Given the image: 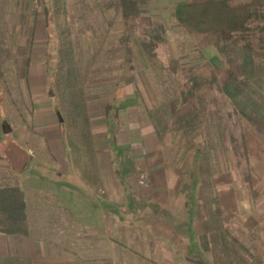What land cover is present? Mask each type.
<instances>
[{"label": "rangeland", "instance_id": "rangeland-1", "mask_svg": "<svg viewBox=\"0 0 264 264\" xmlns=\"http://www.w3.org/2000/svg\"><path fill=\"white\" fill-rule=\"evenodd\" d=\"M136 1L138 12L165 30V41L157 46V56L151 63L141 52L136 29L127 38L129 60L124 59L119 42L124 32L121 0H0L2 109L30 106L28 98L33 96L26 86L28 70L43 68L44 93L50 94L52 105L61 116L63 138L79 174L90 176L86 170L88 160L96 144L101 150L106 125L116 130L138 114L152 122L168 165L166 171L157 173L154 189L160 191L161 197L154 200L149 197L153 186L148 185L146 171L134 168L130 149L111 147L119 187H115L114 194L119 190L122 197L114 208V222L108 226H80L63 213L46 229L49 232L37 237L34 247L40 253H35L32 260L51 264L71 263L68 259L77 264H183V260L193 258L200 264H264V164L249 159L261 178L259 199L252 203L248 187L239 178L228 140L229 133L236 136L245 126L264 142V63L253 56L240 74L241 78L251 79L248 90L255 99L257 115L249 111L248 116L236 113L232 101L207 82L206 65L224 66L226 62L211 47L200 53L192 38L175 25L170 12L177 0ZM259 2L258 9L262 11L264 0ZM256 23L252 20V25ZM254 46L264 49V40H255ZM68 48L74 60L73 64L67 63L68 69L71 74L77 73L74 90L81 92L83 102L73 116L75 124L62 108V84H57L56 78L57 68H61L58 59L68 61ZM170 57L191 69L195 85L188 73L169 71ZM128 77L132 80L126 82ZM115 94H120L125 108L115 115L105 114L104 104L111 102ZM186 102L191 106L177 116L176 110ZM221 124L224 127L220 129ZM202 138L208 141L212 186L226 214L223 225L232 249L229 255L217 242H208L204 227V222L210 223L206 207H213L206 198L211 186L209 176L206 170H200L196 182L190 175L194 146ZM129 174L143 179L140 187L145 188V196L138 198L132 193L126 182ZM196 194L199 198L195 203ZM247 216L256 218L257 226L249 229L244 225ZM175 248L181 251L176 252ZM8 249L12 250L10 242ZM5 259L4 264H26L24 258ZM188 264L193 262L189 260Z\"/></svg>", "mask_w": 264, "mask_h": 264}, {"label": "crops", "instance_id": "crops-1", "mask_svg": "<svg viewBox=\"0 0 264 264\" xmlns=\"http://www.w3.org/2000/svg\"><path fill=\"white\" fill-rule=\"evenodd\" d=\"M44 73L43 68L28 70L26 86L33 96L28 98L30 106L0 107V186H11L17 180L24 192L28 231L27 235L0 232V264H4L3 260L8 256L24 258L26 264H51L46 260H32L35 253H40L34 246L37 237L49 232L46 229L63 213L80 226H108L114 222V208L122 197L119 190L114 194L115 187H119L110 155L111 147L117 145L130 149L129 159L134 162L136 170L146 171L148 185L153 186L147 192L154 200L161 197L160 191L154 189L157 173L168 169L152 122L138 114L116 130L110 124L106 125L108 130L104 144L100 145L101 150L96 144L88 160L86 170L90 176L79 174L63 138L61 116L52 105L50 94L44 93ZM122 105L124 103L119 105L118 112L125 108ZM130 106L127 105L128 108ZM136 174H129L126 182L135 197L140 198L146 193L145 188L140 187L143 179L139 180ZM79 236L81 234L78 235L80 239ZM42 239L45 240L44 237ZM8 242L12 250L8 249ZM68 260L71 263L56 264H77L73 259ZM182 263L188 264L189 260Z\"/></svg>", "mask_w": 264, "mask_h": 264}, {"label": "trees", "instance_id": "trees-1", "mask_svg": "<svg viewBox=\"0 0 264 264\" xmlns=\"http://www.w3.org/2000/svg\"><path fill=\"white\" fill-rule=\"evenodd\" d=\"M124 5L122 14L123 34L119 38L124 52V59L129 60L127 38L133 30H137L138 45L147 62L151 63L157 56V46L165 41V30L160 24H154L147 15H141L137 10L136 0H121ZM259 0H177L172 3L170 12L176 26L187 33L193 40L195 48L201 53L204 49L211 47L216 54L226 62L224 66L206 65L205 71L209 73L207 80L209 85H215L216 89L232 101L239 114L248 116V112L257 115V105L255 99L249 93L251 79L241 78L243 68L253 61V56H257L264 63V49L254 46V41L264 40V9H258ZM47 10V9H46ZM47 19V18H46ZM252 20L257 23L252 25ZM68 61L58 59L56 71L57 84H62L61 97L62 108L66 111L67 118L75 124L72 119L76 117L77 107L82 106V94L74 90L77 73H70L67 63L73 64V53L68 48ZM2 56L0 53V83L4 77L2 71ZM167 68L175 73L182 70L188 73L192 85H195L194 74L189 67L182 65L176 58H168ZM264 72V68H263ZM194 79V80H193ZM132 80V77H128ZM70 89V92L65 90ZM120 94H115L111 102L104 104L105 114H116L120 102ZM189 96L191 92L189 91ZM185 98V97H184ZM192 103L186 102L183 107L176 110V115L184 113ZM76 108V110H75ZM60 110V109H59ZM85 114L82 111V115ZM81 116V113H80ZM86 117V116H85ZM87 118V117H86ZM224 125H219L223 128ZM82 135V134H81ZM229 146L235 155V164L238 169L239 178L248 187L252 203H255L260 196L261 178L253 171L249 163L250 158H255L264 164V142L257 137L255 132L249 127H242L238 135L229 133ZM208 141L202 138L194 146L193 163L194 167L190 175L197 182L200 170H206L210 183L207 200L213 204L212 209L206 207L210 213V223L204 222L208 242H217L221 249L227 254L231 251V245L226 238L228 231L223 225L226 217L220 208L215 188L212 186V172L208 163ZM199 195L194 196L195 203ZM244 225L255 227L258 220L253 216H247L243 221ZM0 232L11 235H27L26 227V203L24 192L19 187L17 180L11 186H0ZM236 241L234 237H230ZM206 244V242H205ZM175 248L174 251H181ZM176 251V252H177ZM187 253L186 251H182ZM229 255V253H228ZM186 256V255H185ZM189 258V257H185ZM193 264H200L193 258ZM38 264V263H36Z\"/></svg>", "mask_w": 264, "mask_h": 264}, {"label": "water", "instance_id": "water-1", "mask_svg": "<svg viewBox=\"0 0 264 264\" xmlns=\"http://www.w3.org/2000/svg\"><path fill=\"white\" fill-rule=\"evenodd\" d=\"M59 119H61V118L59 117Z\"/></svg>", "mask_w": 264, "mask_h": 264}]
</instances>
